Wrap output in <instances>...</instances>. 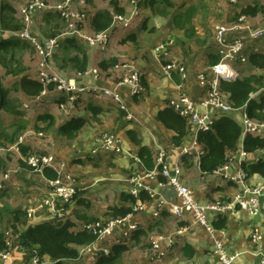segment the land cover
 <instances>
[{
    "label": "crops",
    "instance_id": "1",
    "mask_svg": "<svg viewBox=\"0 0 264 264\" xmlns=\"http://www.w3.org/2000/svg\"><path fill=\"white\" fill-rule=\"evenodd\" d=\"M130 2L133 3L136 8H139V6L141 7V4L147 6L148 4L153 3L152 0H146V3H142L144 2L143 0H130ZM254 2H258L261 5L264 4V0H254ZM123 8L124 16L127 14V12H125V6ZM177 12L181 11L177 10L175 13ZM237 12H239V9ZM175 13L171 14V17L168 19V24L174 28V31H178L179 29L177 30L172 23V15ZM260 14L261 11L257 12L255 15H241L239 20L245 19L257 24ZM92 15L93 12L91 11L87 17V25L91 31L92 29L89 25V18ZM144 20L145 18L143 17L140 20V30L145 27ZM132 32L136 31L131 30V34L128 35L135 37V34H132ZM136 33L137 40L141 43L139 44L137 51L135 50V46L131 42L133 40L131 39V41H126L127 44H118L121 48L124 46L123 49H125L130 56H125L116 51H110L108 54L101 55L103 52H101L96 47H91L87 44H78V46L85 51L87 57L86 66H95L104 73V80H100L98 84H103L105 86H112L117 81L114 80L113 77H117L118 75L122 74V72L115 74L112 70V66L116 62L132 63L131 61L134 59L132 54L137 52L135 56H138L139 59L138 63L135 64V67L139 68L138 70L140 71L141 78L143 79V86L139 90L136 97L132 96L128 86L121 87L120 89L123 101L128 110L134 114L135 119L128 121L124 116V111L119 109L116 102L104 94L97 93H92L91 96H89L88 93L76 95L77 99L74 101V107L66 111L68 117L60 118L59 110L57 108L58 106L56 104V97L50 101L47 96L44 98H42L41 95L29 96L23 93L19 87L14 89L11 86L4 85L5 87L9 88V96L12 98L17 99L16 97H18V99H21L22 97H26L29 98L30 101H36L39 99V102L37 109L34 108V106H31L29 111L27 110L25 113H23V111L26 109L21 107L22 110L20 109V115H13L0 110V114L6 113V118L3 122H1L2 126L6 128L7 131H9L13 124L18 123L21 120V122H29L30 125H34L32 123H37L39 127H43V130L46 131L45 134H47V132L48 134L44 135L43 132L40 131L41 133H39L37 136L28 138L25 142L23 139L22 143L17 145V150L15 148L13 149V146H10L9 150L1 152L0 162L2 165H0V173L9 170V168H11L9 165H13L16 171L17 168L15 166L18 164L16 162H19L18 158H21L20 153H22V151L25 149H27L29 153L35 152L34 150L39 149L40 151L48 150V153H50L54 158V164L56 165V168H60V164L64 163L66 164L67 168L71 169L72 171L75 169L80 175L79 176L75 174L79 185L78 195L71 204H67L68 209L73 211V214L69 215V221L72 222L71 228H73V231L81 230L78 226V223H82L83 221L82 219H78L74 214L76 213L75 210L80 212L82 207V203L80 204L77 201L78 198L84 199L83 208L85 209L92 205V195L100 193V191L109 187L110 185H113L116 188L115 184H113V181H115L117 185L123 184L120 189V193L125 192L132 194V190L136 189L138 193H133L136 197L135 205H140V209L134 213V220L137 223L136 231L141 229L143 232L139 234V240L137 242L139 245H143L147 247V249L151 250L153 256L156 255L154 253L155 250L153 246H150L151 242L149 240V236L155 228L164 230L166 232L169 230L171 232L173 228V231H175L178 226L188 227L186 233L176 236L171 242H168L166 239L160 240L158 247L156 248V251L158 252V256H156V258H150L148 253H143L142 258L140 253L139 255L135 254L136 258H134V261L138 262V264H218L217 262L219 256L214 249L213 243L214 239L218 240L221 237L222 240H225V243H227V252L234 254L235 257L241 253L233 264H259L258 260L249 253L251 247L246 243L245 238H247V233L250 230L249 228L253 226V224H256L262 231V239L264 241V197L260 198L258 210L259 214L256 216V218L247 216L245 211L237 207L232 212H229V214H226L227 225L226 228L223 229V234L220 232H215L214 238H212L206 227L204 225L195 223L189 214H182L180 217H175L169 211L170 205L178 201V196L175 189L165 183L159 182L156 177L148 176V171L143 167L140 158L136 156V153L132 148L133 145L125 134V131L128 129L135 131L138 134V137L141 139L142 144L150 148L152 151L153 159L156 151H158L160 148L163 149L166 154V162L168 163L169 167L171 169H179L180 179L191 190L194 199L200 203H210L216 201L222 196H227L230 198V200H232L234 196L241 190L238 178H234V175L237 174V171L240 169L241 163L254 162L257 159L262 158L264 156V151L258 149L251 152H244L240 146L234 153L231 154L228 173L226 176L201 174L199 168V157L202 152V148L200 145L194 144L195 128L188 124L186 137L179 146H176L172 144L171 141V137L174 135L173 131L164 127L156 119L158 111L163 109L168 103H177L179 101L180 94L182 93L187 94L193 100H199L205 95L206 83L204 80L202 81L200 78H198V74L209 71L210 67L214 64L210 63V56L212 54L219 56L218 46L214 40L207 45L203 53L204 58L206 59L205 68L198 70V72L195 74V67L192 69L191 66H188V64V67L186 68L185 66L174 65L172 63L174 62L173 60H167L166 58H161V60H159L156 58V50L164 53L165 49L168 47V44L171 43L170 45L174 46L172 42H164L167 44L166 47L164 46V49L159 50V46L162 44L161 41L158 43V39L160 38L159 33L146 36L144 39L142 38V34L140 32L139 34L138 32ZM5 35L7 36L0 34V38H7L10 36L13 37V35L10 34ZM236 37H239V35L230 33L228 35V39H233ZM249 41L258 42V45L250 46ZM247 42L248 44L246 45V48H248L247 50H244L245 52H243L244 58L247 60H245L247 66L243 68L244 66L241 65L242 68L238 70V66H240L239 63H241V60L239 59L232 61V65L237 69L240 77L249 74L264 75V68L254 67L248 63V56L251 53L264 52V37L256 40H248ZM22 49L23 48L16 49V53L19 55V57L22 54ZM109 49L110 45L106 44V52ZM69 50L74 53L72 48ZM61 51H63V48L60 49V52ZM163 57H166V54ZM203 59L201 58L202 62L197 59L195 65L197 67L201 66V64L204 63ZM185 61L187 63L186 59ZM58 63H60V60L54 57L52 65L58 66ZM234 64H236L237 67ZM66 68L70 67L68 66ZM181 68L185 70L184 77L180 76L181 78H177L178 74L175 77L174 74H176V72L180 75L179 71ZM9 76L12 75L6 74V78H9ZM14 77L16 79L19 78V76ZM178 84H180L181 87H177ZM54 89L55 87L48 89L51 95H56L57 92H55ZM11 92H13V94ZM256 94L258 95V92ZM41 102L44 103L41 104ZM58 105L60 106V104ZM93 109H97L99 111L94 114ZM45 114H49V118L44 119L43 117ZM243 114L244 110L243 108H240L237 110L236 114L234 112H230L227 115L233 117L237 122H239V118ZM71 118L84 119V125L74 138L67 139L65 136L58 133V128ZM30 125L28 128L32 129ZM18 134L25 135L23 130ZM104 134L112 136L114 140V147H109L104 143ZM42 136H45V138L38 139ZM42 141H44V143ZM59 146H62L64 150L66 149L65 155L69 156V159H71V155H69V153L72 152L74 161L80 162V164H86L87 161L92 163L90 166H88V168H93L92 171L89 169L87 171L79 170L81 168L80 166H74L73 168L68 167L69 163L66 162L68 159L64 156H61L62 149H56V151L52 149V147L58 148ZM190 146H192L190 154L189 152L182 153L184 148H189ZM241 150L244 152L243 156L241 155ZM60 159H62L61 162H59ZM135 159H138V161ZM99 165H101L100 171L96 172L95 170L99 168ZM21 166L24 165L21 164ZM111 166L118 171L116 174L112 175L108 172V169L111 168ZM20 169L21 168H19V170ZM25 170L27 171V173L24 172L26 178L25 182H27L29 185L26 183L25 187H22V189L25 191H39L38 194L35 192V194L32 195L33 200L38 201L47 188L46 180L48 178H46L43 173L32 172L28 167H26ZM127 172H130L129 178L124 176V174ZM86 175H88V183H85L82 178ZM117 176L120 178H117ZM112 178H116V180H113ZM31 180L37 183H42V187L32 186ZM245 183L247 185L252 183L264 185V177L258 174H252L247 176ZM2 184L3 185L0 187V196L3 194L15 195L17 193L16 186L18 184H16L15 181L5 179ZM141 190L145 192V198L143 199H140L138 196ZM84 195L85 197H83ZM16 198H19V195ZM118 199L119 200L116 203L117 206L127 205L128 202L120 201V197H118ZM35 204L36 202L33 204V206H31L33 209L32 216L27 215L26 209L28 205L25 206L20 202L15 207L0 209V229H4V233L9 234L10 237L13 236L15 243L14 246L11 247L13 251L12 255L14 260L18 263L27 262L28 264L31 262L29 257L30 253L26 250V248L20 246L16 242V236H18V233L22 229L26 228L28 225L37 224L46 220L55 225L62 224L66 221L63 214H61L63 216H55L54 219L49 220V216H47V218L45 217V214L48 213L46 209L37 208L38 203L36 205ZM11 209L24 212V217L15 220L13 213L10 212ZM6 213H8V215H5ZM92 215L94 216L95 214ZM95 218L98 219L100 217L97 216ZM212 219L213 216L210 214L208 216V220ZM1 220L4 222L5 226L2 224ZM12 225H14V227ZM135 232H133V235ZM13 233H15V235H13ZM118 242L121 244H128L124 238H121ZM98 243L99 242L96 241L94 242V245H97ZM116 243L111 242L108 247L112 248V246L116 245ZM184 244H190L194 248V256L189 260H184L180 253V248ZM85 245L86 244L81 245L79 247V251ZM80 256L82 257V264H85L83 261L94 264L96 260L89 252L81 253ZM67 261L62 260L60 262H53L52 264H66ZM68 262L72 264H78L77 261Z\"/></svg>",
    "mask_w": 264,
    "mask_h": 264
},
{
    "label": "trees",
    "instance_id": "2",
    "mask_svg": "<svg viewBox=\"0 0 264 264\" xmlns=\"http://www.w3.org/2000/svg\"><path fill=\"white\" fill-rule=\"evenodd\" d=\"M136 1V0H133ZM146 0L142 3H146ZM151 1V0H150ZM153 2L156 0H152ZM152 3V2H151ZM112 10L99 9L89 18V25L93 32L107 30L114 22V16H123L124 8L119 4V0H111ZM261 11L264 13V4L258 2L250 3L245 7H240L239 12L233 17V22L238 23L241 15L247 16L248 14L255 15ZM43 14V37L55 38L59 35L60 19L58 12H42ZM195 13L194 6L186 8L184 11L177 12L172 15V23L176 29L182 30L187 37L193 36V27L191 19ZM63 21V19H61ZM23 23L16 17L15 9L9 0H0V32L3 31H18L22 28ZM1 34V33H0ZM128 39L135 40L134 36H128ZM28 40L20 39L18 37L0 38V65L5 67L6 73L14 76H19L13 88L19 89L29 96H36L43 90L41 82L31 77L22 63L16 59V49H21L28 46ZM57 46L59 49L63 48L66 53L64 57L57 54L56 59L60 60V66L71 64L77 71L83 72L86 70L87 57L85 51L78 46V41L73 36H68L58 40ZM72 48L74 53L69 49ZM219 54V53H218ZM81 55V57H80ZM210 63H216L219 56L211 55ZM57 62V60H56ZM15 63V66H13ZM248 63L254 67L264 68V52H254L248 56ZM105 67V66H104ZM103 67V68H104ZM178 74V76H177ZM175 77L181 78L179 73L174 74ZM180 80V79H179ZM143 86V82H142ZM55 87L51 83L47 88ZM220 91L225 94L228 104L235 109L243 108L246 117L249 120H255L259 123H264V75L249 74L245 76H237L232 80H220ZM257 96L252 97L251 94ZM138 93L132 96L136 97ZM66 95L60 93L57 97V103L65 102ZM0 110L13 115H20L18 110V99L9 96V88H6L0 78ZM99 110L93 109L94 114ZM49 114L44 115V119L49 118ZM156 119L167 129L173 131L174 135L171 137L172 144L179 146L187 135L188 121L181 116L171 103H168L163 109L159 110ZM84 125V119L71 118L58 128V133L65 136L67 139L74 138L78 131ZM24 129L21 120L12 125L9 131L6 130L0 123V146L10 144L15 141L16 134ZM242 125L237 122L233 117L223 114L216 117L211 126L206 130H200L197 133V143L201 146L202 152L199 157V168L201 174H213V172L226 164L229 161L230 155L234 153L239 145L242 136ZM125 134L133 145V150L142 162L143 167L150 171L154 168L155 162L153 153L147 146L142 144L138 134L128 129ZM242 149L244 152H251L261 149L264 151V136L254 135L252 133H245L242 141ZM241 169L249 176L258 174L264 177V156L254 162H242ZM44 176L48 179H54L56 172L50 167H44ZM159 182H164L165 178L157 175ZM140 199L145 198L143 190L138 194ZM120 201H126L133 204L136 202L134 195L130 193L121 192L119 194ZM76 199V198H75ZM227 196L219 197V201H229ZM77 201L83 204L84 199L78 198ZM114 205L111 207V215L125 216L132 210L130 205ZM15 220L24 217V212L20 210L11 209ZM75 216L83 221L95 222V217H90L85 213H80L75 210ZM227 225L226 215H217L211 220V226L215 230L225 229ZM14 227V225H12ZM72 222L65 221L62 224H53L50 221H42L37 224L28 225L22 229L17 236V243L26 248L31 254L34 247H36L40 255H47L57 262L65 259H76L78 257V250L75 246L90 244L95 241L96 236L86 230L72 231ZM16 231V230H15ZM14 231V232H15ZM143 233L141 229L137 230L133 239L135 242L139 240V234ZM119 243V242H118ZM116 243L112 246L107 255H99L94 264H121L120 258L122 253L126 250L127 245ZM121 244V245H120ZM74 245V247H73ZM9 249L8 242L5 234L0 230V251ZM180 253L184 260H189L194 256V248L190 244H184L180 248ZM182 264V263H180ZM185 264V263H183Z\"/></svg>",
    "mask_w": 264,
    "mask_h": 264
},
{
    "label": "rangeland",
    "instance_id": "3",
    "mask_svg": "<svg viewBox=\"0 0 264 264\" xmlns=\"http://www.w3.org/2000/svg\"><path fill=\"white\" fill-rule=\"evenodd\" d=\"M44 1L46 3H48V5L57 6V5H60L64 0H44ZM9 2L14 7L15 15L23 23L24 27H26L25 18L26 17L29 18L28 29L30 31V34L37 36L38 39H40L39 42L41 44V49H38L30 41H27L28 46H26L22 49L23 51H22V54L20 55V57L18 54H16V56H15L16 59L22 63L23 67L26 68L25 71L31 77L37 78L40 71L44 68V67H42L41 64L45 63L47 65L46 70L48 72L49 71H55V72L59 71L60 74H57L59 77L61 76L62 78L66 79V80L73 79L76 81L77 84L81 85L82 84L81 78H78L76 76L77 72H79V71H77L71 65L67 64L63 67L60 66L61 63H58V66L52 65L53 59L57 54H59L62 57H64L66 55V53L64 51L60 52V49L57 46V43L54 46L50 55L47 56V52L45 51V49L43 48V45H42V42L45 40L43 35H45V34H44V28H43L44 22L42 19L44 13L41 12V9L36 11V13L32 15V14H30V10H32V9H31L30 4L27 0H9ZM69 3H70V8H71L70 10L73 13V16H71V17L66 16V19L63 18L65 15H59L58 16L60 19V26H59L60 33L57 37L58 39H62V38L68 37V36H73L78 41V44H82V45L87 44L91 47L98 48L101 52H103V53H101V55L108 54L110 51H113V52L116 51V52H119L125 56H130V55H128V52L125 49H123L124 46H122V48H121L118 44H127L126 41H131L130 39H128V36H129L128 34H131V30H135L136 32H138V34L140 32L142 34L143 39L146 36L159 33L160 38L158 39V43L161 41V43L166 47L167 44H165L164 42H168V43L172 42L174 44V46H171L170 45L171 43L168 44V47L165 49L164 53L156 50V54H155L156 58H158L159 60H161V58H166L167 60H173L174 62H172V63L176 66H185L186 68L188 66H191L192 69L195 67L194 73L196 74L198 72V70L205 68L206 59L204 58L203 53H204V49L207 47V45L210 44L214 40V27L217 25H220V24H225L228 26L234 24V22L231 20H233V17L235 16V14L238 13L237 12L238 9H240V7H245L246 5H248L250 3H254V0H156L152 4H148L147 6H144L141 4V7H140L138 5L139 8H136V6L133 3H131L130 0H119V4L123 7L125 6V8H126L125 12H127V14L122 16L123 20L115 19L114 22H112V25L109 29L98 31V32H93V31L89 30L88 25H87V17L91 11L93 13H95L99 9L112 10L111 0H69ZM191 5L195 6L194 7L195 13L193 14L192 19H191V23H192V27H193V36H192V38H189L183 34L182 30L177 29L178 31H174V28L168 24V19L171 17V14L175 13L177 10L178 11H184L186 8L190 7ZM43 12H45V11H43ZM142 17L145 18V20H144L145 27H143V29L140 30L141 28H139V23H140V20L142 19ZM61 19H63V21ZM125 20H126L127 24L123 25ZM66 24H67V26H66ZM71 24H73L75 26V29L77 32L71 33V28H70ZM100 32L104 33V38L101 40H98V41L96 40L94 42H89L87 39H85L84 37L81 36L82 34L92 35V34H97ZM136 32H132V34H135V40H133L131 42H132V44H134L135 50L137 51L139 44H141V43H140V41L137 40V33ZM0 33L3 36H7V35H5L6 31L0 32ZM230 34H238L239 37H241L246 42V44H248V42H247L248 37H247L245 32H243V31H241V32L240 31H232V33L230 32ZM19 38L21 40L23 39L22 37H19ZM257 43L258 42L249 41L250 46H256V45H258ZM106 44L110 45V49L107 50V52L105 50ZM247 48L245 50H247ZM135 54H137V52ZM135 54L134 53L132 54V56L134 58L132 60L134 62L133 61H131L132 63L116 62L112 66V70L114 71L115 74H119V72H122V74L118 75L117 77H113L114 80H117L114 84H116L120 80L121 75L123 76V74H125L128 69L133 68L135 71H137L140 74V71L138 70L139 68L135 67V64L138 63V59H139L138 56H135ZM165 54H166V57H163ZM201 58L202 59L204 58L203 59L204 63H202L201 66L197 67L195 65V63H196L197 59H199V61L202 62ZM185 59L187 60V63H186ZM245 60H246V58H245ZM245 60L240 61L241 63H239L240 66H238V70L240 68H242V66H244L243 68H245V66H247V63H246L247 60L246 61ZM187 64H188V66H187ZM234 65L236 66V64H234ZM13 66H15V63ZM68 66L71 69L66 68ZM197 68H199V69H197ZM92 70H95L96 73L98 74V76L94 79L90 75L86 79L87 82L91 81V82L98 84V82L100 80H104V73L99 68H96L95 66H91V65L87 66L85 71H92ZM179 72H180V76L184 77L185 70H183L181 68ZM5 73H6L5 67L4 68L0 67V76H1L2 84L5 86L8 85V86L13 87L18 79H16L14 77V75L9 76V78H6ZM238 75H239V73H238ZM142 81H143V79L141 78V74H140V84H142ZM98 85H103V84H98ZM122 87H124V86H122ZM120 89H121V87L118 89V93L121 96L122 93H121ZM54 90H55V92H57L56 95H54V94L51 95L49 93L48 89L46 92H44V93L42 92L38 95H41L42 98L47 96V98L50 99V101H52L54 99V97L57 98L58 95H60V91L56 87ZM11 93L13 94V92H11ZM61 93H64L66 95V100H65L63 105L59 106L57 102H56V104L58 106L57 108L59 110L60 118H64V117L67 118L68 114L66 113V111L68 110V107L70 105V97H69V94L65 91H61ZM87 93L89 96L92 95V93H90V92H87ZM80 94H82V92H80L78 95H80ZM256 95L257 94H255L254 96H256ZM254 96H252V97H254ZM16 98L18 99V97H16ZM38 102H39V99L36 101H30L29 98L22 97L21 99H18V110H20L21 107L25 108L26 110L23 111V113H25L27 110L29 111L31 106H34V108L37 109L38 108ZM43 103L44 102H41V104H43ZM5 118H6V113H1L0 114V123L3 122ZM21 123L24 126L23 131H24L25 135L24 134H21V135L17 134L15 137L14 143L1 145L0 146V153L9 150L10 146H13V149L15 148L17 150V145H19V143H22L23 139L25 142L28 138L37 136L39 133H41L40 131H42L44 135L48 134V132H47V134H45L46 131L43 130V127H39V125L37 123H32L34 125H30L29 122L27 123L26 121L25 122L22 121ZM29 125L34 130H32L31 128H28ZM18 135H20V136H18ZM44 138H45V136H42L41 138H38V139H44ZM42 142L44 143V141H42ZM52 149L54 151H56V149H58V150L62 149L61 150V156H64L65 158L68 159V161H66L70 165V166L68 165V167L73 168L74 166H80L81 168L79 170L87 171L89 169L90 171H92V169H93L92 167L88 168V166H90L92 163L87 161L86 164H80V162L74 161L72 152L69 153V155H71V159H69V156L65 155L66 149L64 150V148H62V146H59L58 148L52 147ZM25 150H23L22 153H20L21 158L20 157L18 158L19 162H16V163H18L17 166L19 168H21L20 170H22V171H20L17 166H15L17 168V170L15 171V168L13 167V165H9V167H11V168H9V170H7L8 174H9V177L7 179H9L11 181H15L16 184H18L16 186L17 187V193L15 195H13V194L1 195L0 196V209L15 207V206H17V204L19 202L23 203L25 206L28 205L27 207L33 206V204L35 202L37 204L38 201H40L41 197L43 196L42 195L38 201H34L32 195H34L35 192H37V194H38L39 191H33V190L32 191H25L24 189H22V187H25V184L27 183V182H25L26 178H25L24 172L27 173L25 168L28 167L32 172H38L34 168L29 166L26 163V160H27L29 155H35V154L49 155L52 158H53V156L50 153H48V150L47 151H40V149H39V150H34L35 152H30V153L28 152L27 149H25ZM49 152H53V151H49ZM61 161H62V159L59 160V162H61ZM53 163H54V158H53ZM21 164L26 166V167L21 166ZM0 165H2L1 162H0ZM111 165H112V163H111ZM54 166H56V165L54 164ZM65 167H66L65 172L67 174H69L70 176H72V178L76 181L77 186H79L78 180H77L76 175H75V174L79 175V173L75 169H73V171H72L71 169L67 168L66 164H65ZM100 167H101V165H99V168H97L95 171L99 172ZM7 171H3V172H7ZM3 172H1V173H3ZM108 172L113 175V174H116V172H118V171L111 166V168L108 169ZM87 176L88 175L82 177L85 183H88L87 182ZM124 176L129 178L130 172H127L126 174H124ZM117 178H120V177L117 176ZM112 179L116 180V178H112ZM113 182H114L113 184H115L116 188L113 185H110L109 187L104 188L102 191H100V193H97L96 195H92V200H93L92 205L84 209L83 204H82V207L80 210V213H86L90 217L99 216L100 218H98L97 221H102L101 225L105 226V227H107L108 224H110L111 222L119 219V217H122V216L114 217L113 215H111L110 209H111V207L116 205L117 201L119 200L118 197H119V193L121 191L120 189L123 185V184L117 185L115 183V181H113ZM31 185L42 187V183H37L33 180H31ZM18 195H19V198H16ZM132 195H134V194L132 193ZM83 197H85V195ZM218 201H219V198H218ZM128 205H130V203H128ZM67 206L68 205L64 206V209H63L61 214L64 215L66 221H69V215L73 214V211L71 209L69 210ZM134 206H135V203L131 204L130 208H132ZM42 209H45V208H42ZM92 214H95L96 216L95 215L93 216ZM258 214H259V211L253 217L256 218V216H258ZM5 215H8V213H6ZM50 215H51L50 213H47V214H45V217L46 218H47V216L50 217ZM63 215H61V216H63ZM247 216H249V214H247ZM48 219L52 220L50 218H48ZM1 222H2V224H4V222L2 220H1ZM82 222H86V221H82ZM4 226H5V224H4ZM78 226L81 230L83 229L82 223L79 222ZM117 227H119V226H117ZM249 229L250 230L247 233V238H245L246 243L249 244L251 247V249L249 250V253L251 254V256L255 257L258 260L259 264H263V261H264V241L262 239V237H263L262 231L260 230L259 226H257L256 224H253V226H251ZM255 229L259 232V237L257 239H253L254 235H255V231H254ZM0 230L4 233V229L3 230L0 229ZM71 230L73 231V228H71ZM173 230H174V228L171 230V232ZM171 232L169 230H168V232H166L164 230H159V229L155 228L153 230V232L150 233V236L154 235V236L159 237V235H163V236L167 237V236H171V234L174 231L172 233ZM4 234H5L6 240L8 242V245L10 246V248L13 247L14 243H15L13 236L10 237L9 234H7V233H4ZM13 235H15V233H13ZM115 238H118V239L120 238V235H118V232L117 231L110 232V234H108L106 236L104 241H100L97 245H95L96 251L89 252V253H91V255L96 259L99 255L103 254V251H100L99 248L108 247L111 242H114ZM108 239H110V240H108ZM126 241L128 242V244H127L128 248H126V250L121 255V258H120L121 264H138V262L134 261V258H136L135 254L139 255V253L141 254V258H142L143 253H148V256L152 259L156 258V256H153L151 250L147 249V247H145L143 245H139L138 242H135L133 237L131 239H126ZM16 242H17V236H16ZM218 242L220 243V245L222 247V251H223L224 255L230 261V264H233L235 262L236 258L239 257V255L241 253L237 257H235L234 254H230L229 252H227L228 251V248H226L227 243H225V240H222V237L218 240ZM213 245H214V243H213ZM150 246H152V245H150ZM73 247H74V245H73ZM75 247L78 250V257L76 259H73V260L72 259H65V261H67V260L68 261H77L78 264H82L81 263L82 257L80 256V254H81V251L84 253V250L80 249L81 251H79L80 245L75 246ZM68 261L66 264H72V263H69ZM83 262H85V264H90L88 262L86 263V261H83ZM26 264H27V262H26Z\"/></svg>",
    "mask_w": 264,
    "mask_h": 264
},
{
    "label": "built area",
    "instance_id": "4",
    "mask_svg": "<svg viewBox=\"0 0 264 264\" xmlns=\"http://www.w3.org/2000/svg\"><path fill=\"white\" fill-rule=\"evenodd\" d=\"M30 4L32 10H30V14H35L36 11L41 9L43 11H57L61 15H65L63 18L73 16L71 12L69 0H64L60 5L51 6L48 5L44 0H27ZM259 24L252 23L245 19H240L238 23H234L230 26L225 24H220L215 26L214 32V41L218 46L219 52V60L214 63L209 71L202 72L198 74V78L206 83V93L199 100L191 99L187 94H180L179 101L177 103H172L175 110L184 118L187 119L189 125L195 128L194 134V144H198L197 133L200 130L208 129L213 120L223 114H228L230 112L237 113V110L232 108L226 99L224 93L220 91V80H232L238 76V72L236 68L232 65V61L237 59L243 61L245 60L243 52L246 49V42L241 37L228 39V35L232 31H243L246 33L248 40H256L264 37V13L259 15ZM123 20L122 16L115 15L114 19ZM26 27H23L18 31H10L8 34L22 37L23 39H27L32 44H34L38 49H41V44L39 42L37 36L31 35L28 29L29 18L26 17ZM82 20V19H81ZM127 22L125 20L123 25H126ZM67 26V24H66ZM71 33L77 32L75 26L73 24L70 25ZM86 32V31H85ZM87 33V32H86ZM82 37L87 39L89 42L98 41L104 38V33L100 32L92 35L82 34ZM58 37V36H57ZM46 38L43 42V48L47 52V56L50 55L56 43L58 44V38ZM164 49V45L159 46V50ZM42 67H44L36 79L41 82L43 85V90L40 93H44L47 91V86L51 83L55 84V87L60 91H65L69 94L70 97V105L68 110L74 107V101H76L80 92L85 94L87 92L104 94L110 97L113 101H116L119 104V108L124 111L125 118L130 121L134 120V114L128 110L125 105L122 95L120 96L118 93V89L122 86H128L132 95L134 93H138L142 87L140 84V74L135 71L133 68L128 69L123 76L121 75L120 80L114 84L113 86H105L98 85L94 82H87V77L91 75L94 79L98 76L95 70L92 71H83L77 72L76 76L81 78L82 84L79 85L75 80L69 79L66 80L57 75L60 74L59 71H47L46 64L42 63ZM177 87H181L180 84ZM264 90V87L261 89ZM81 95V94H80ZM255 94H251L254 96ZM61 103L60 105H63ZM26 107V106H25ZM67 110V111H68ZM215 110V112H214ZM239 117V116H238ZM239 123L242 125V136L240 138V145L242 149V137L245 133L249 132L254 135L264 136V123H259L255 120H249L245 113L239 118ZM104 143L109 147H114V140L112 136H108L106 134L103 135ZM238 147V148H239ZM192 149V146L189 148H184L182 153H187ZM243 150V149H242ZM241 150V155H244V152ZM37 155V156H36ZM166 154L163 149H158L154 156L155 166L152 170L148 171L147 174L150 177H156L158 174H161L165 181L161 183H165L172 188L175 189L178 201L171 204L169 211L175 216L180 217L182 214H189L191 219L193 218L195 223L204 225L207 231L211 234V237L214 238L215 232H220L223 234L222 230H215L211 226V220H208V216L212 214L213 218L219 214L226 215L229 212L235 210V208H239L245 211L249 216L253 217L258 213L260 198L264 197V185L258 183H252L247 185L245 180L247 179V175L240 169L237 171V174L234 175V178H238L240 183L241 190L237 193L232 200L221 202L216 201L202 204L196 199H194L191 190L182 182L180 179L179 169H171L166 162ZM231 158V155H230ZM229 161L217 168L213 174L218 176H226L229 168ZM138 161V159H135ZM26 163L34 168L36 171L42 173L44 167H50L56 172V177L54 179H47V189L40 201L37 204V208H45L48 213H50V219H54L55 216L59 217L64 209V206L67 204H71L78 195V186L76 181L65 172L66 167L65 164H60V168H56L52 161V157L49 155H29ZM9 176L8 172H4L0 174V187L3 185L2 182L7 179ZM132 193L137 194L138 191L136 189L132 190ZM140 209V205H135L132 207V210L128 212L125 216L119 217V219L108 224L107 227L102 226V221L95 222H82L83 229L89 233L96 236L94 242L102 241L106 238L108 234L112 231H117L120 238H115L114 243L118 242L121 238L131 239L133 236V232L137 229V223L134 220V213ZM26 212L29 216H32L33 209L31 206L27 207ZM119 226V227H117ZM188 227L187 226H178L175 231L171 234V236H150L149 240L151 245L155 250L156 256H158V252L156 248L158 247V243L160 240L166 239L168 242H171L173 238L178 235H182L186 233ZM255 235L253 239H257L259 237V232L255 229ZM219 240V239H218ZM218 240L214 239V249L218 254V264H230V261L224 255L222 251V247ZM94 242L90 244H86L81 250L84 252H94L96 251V246ZM110 247H101L100 251H103L104 255H107L110 252ZM80 250V251H81ZM12 248L5 251H0V264H26V263H18L14 260L12 255ZM81 253H83L81 251ZM30 261L28 264H52L53 262H57L56 259H53L47 255H40L38 249L34 247L31 252ZM264 264V261H263Z\"/></svg>",
    "mask_w": 264,
    "mask_h": 264
},
{
    "label": "bare ground",
    "instance_id": "5",
    "mask_svg": "<svg viewBox=\"0 0 264 264\" xmlns=\"http://www.w3.org/2000/svg\"><path fill=\"white\" fill-rule=\"evenodd\" d=\"M57 12V11H56ZM59 13V12H58ZM60 14V13H59ZM61 15V14H60ZM23 27V26H22ZM8 32H10V31H6V33L5 34H8ZM15 37H17V36H15ZM19 38V37H18ZM25 40H27V39H25ZM114 102H116V101H114ZM117 104V103H116ZM118 106H119V104H117ZM121 110V109H120Z\"/></svg>",
    "mask_w": 264,
    "mask_h": 264
}]
</instances>
